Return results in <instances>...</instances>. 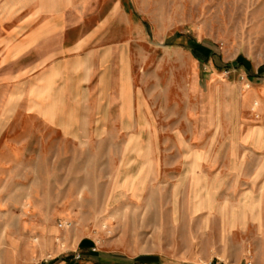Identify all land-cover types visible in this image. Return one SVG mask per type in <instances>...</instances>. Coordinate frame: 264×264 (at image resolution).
I'll list each match as a JSON object with an SVG mask.
<instances>
[{"label":"rangeland","instance_id":"1","mask_svg":"<svg viewBox=\"0 0 264 264\" xmlns=\"http://www.w3.org/2000/svg\"><path fill=\"white\" fill-rule=\"evenodd\" d=\"M112 1L100 40L130 45L142 109L129 126L96 112L82 142L23 117L0 126V264H53L83 247L264 264V155L245 141L263 145L264 0Z\"/></svg>","mask_w":264,"mask_h":264},{"label":"crops","instance_id":"2","mask_svg":"<svg viewBox=\"0 0 264 264\" xmlns=\"http://www.w3.org/2000/svg\"><path fill=\"white\" fill-rule=\"evenodd\" d=\"M103 1L0 0V126L23 117L54 128L64 141L82 142L83 128L99 125L92 123L100 120L96 112L117 110V125H131L142 108L131 82L130 45L100 40L116 12L112 0L102 12ZM99 14L109 17L90 27ZM245 141L252 154L264 155V133L260 147ZM259 186L257 209L264 206V181ZM73 254L53 264H167L160 256L111 257L85 247Z\"/></svg>","mask_w":264,"mask_h":264},{"label":"built area","instance_id":"3","mask_svg":"<svg viewBox=\"0 0 264 264\" xmlns=\"http://www.w3.org/2000/svg\"><path fill=\"white\" fill-rule=\"evenodd\" d=\"M247 264H253L252 262H247Z\"/></svg>","mask_w":264,"mask_h":264}]
</instances>
